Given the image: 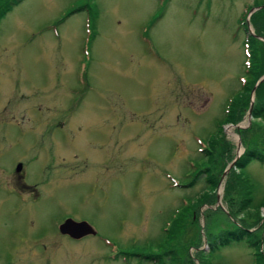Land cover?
Returning a JSON list of instances; mask_svg holds the SVG:
<instances>
[{
	"label": "rangeland",
	"instance_id": "374dc122",
	"mask_svg": "<svg viewBox=\"0 0 264 264\" xmlns=\"http://www.w3.org/2000/svg\"><path fill=\"white\" fill-rule=\"evenodd\" d=\"M250 2L23 0L2 19L0 118H28L38 136L46 135L51 151L45 161L50 162L48 187L37 205L3 203L0 197V264L13 257L14 264H156L115 257L132 242L159 239L182 198L195 202L205 194L214 197L198 206V233H185L189 215L173 230L164 250L185 246L187 252L177 251L172 261L199 264L202 257L206 264H264V163L234 167L245 149L243 135L257 130L260 140L264 119L254 117L252 109L249 117L248 106L239 122L223 126L213 144L218 152L229 147L224 170L220 160L212 167L205 160L214 170L213 189L205 175L178 187L202 163L200 150L240 92L245 29H255L243 17ZM82 6L91 10L60 22ZM257 25L264 29V23ZM253 36L263 54L264 36ZM249 96L255 102V91ZM31 129L0 121L2 167L36 155L27 148L37 142ZM105 154L107 162L100 161ZM28 176L35 180L31 171ZM238 178L250 198L242 213L240 204L230 207L238 187L229 182ZM0 184L10 187L11 180L0 173ZM255 216L262 226L247 228L259 239L260 251L243 240L211 252L215 237L240 227L243 219L254 222ZM64 217L87 221L97 235L79 242L61 237L56 225ZM42 230L45 236L37 238Z\"/></svg>",
	"mask_w": 264,
	"mask_h": 264
},
{
	"label": "trees",
	"instance_id": "16d2710c",
	"mask_svg": "<svg viewBox=\"0 0 264 264\" xmlns=\"http://www.w3.org/2000/svg\"><path fill=\"white\" fill-rule=\"evenodd\" d=\"M23 0H0V23L2 19L19 3H21ZM89 2H92V0H89ZM88 9L91 10L90 7H83L76 9L69 14L65 15L64 18L60 21H64L68 16L82 10V9ZM244 13L243 17L245 18ZM250 22L255 23L254 26V33L258 36H264V33L262 32L264 29L258 27V23L261 25L264 23V8L257 11L255 14L250 16ZM263 27V25H262ZM262 30V31H261ZM257 44H259V41L254 38L253 36H248L245 40V53H246V64H245V70H244V78L242 82L240 83V92L235 97L232 98L226 108L223 118L216 123V135L212 136L209 141L206 148H203L200 150L202 157V163L194 169V173L190 181L187 182V184L183 187L178 185V187L187 188L189 186H192L195 181L199 179L202 175H205V182L211 189L215 186L216 179L213 177L214 170L211 168H208V166L205 165V160H209L210 166L217 165L219 163L222 164V170L225 167V161L224 157L228 156L230 151L229 147H224V149H221L220 152L217 151V148L214 146V142L218 141L217 138L220 136L223 126L227 123H237L242 119V114L244 110L250 105V92L252 91L255 83L257 80L264 75V53H258V47ZM260 46L262 50H264V42H260ZM249 108V107H248ZM252 115L254 117H259L264 119V81L261 82L256 90H255V102H253V108H252ZM244 133H247L245 131ZM260 132L255 130V133L253 135H243V140L245 142V149L240 156V158L234 163V167H237L239 169H245L252 161H258L260 163H264V134L260 137V140H258ZM245 136V137H244ZM228 146V145H226ZM232 167V169L234 168ZM215 168V167H214ZM231 170V169H230ZM230 186H233V183L237 185V189H234V193L237 196L236 200L234 199L230 200L231 208L233 206H238V211H241V213L244 210L246 201H250L249 197H245V194L243 195L241 187L242 181L238 178L235 179V181L229 182ZM229 186V188H230ZM230 191V189L226 188V192ZM214 195L205 194L202 197H199L195 202L191 201L189 198H182L181 200L184 201L183 203H180V205L176 208V210L170 215L168 220L164 223L162 230H161V237L156 240H144L141 243L140 242H132L131 245H128V247L124 251H119L121 249L120 247H116V250L118 254L115 258L118 257H131V258H138L142 259L148 262H153L156 264H163L164 262L171 260V264H183L180 259L177 261H172L174 258L177 257V251L181 253V255H186L187 249L185 246H183L180 250H173L166 251L164 250L165 247L172 241L171 235L173 233L174 228L179 226V224L183 223V220L185 216L189 215L185 223V233L189 234L190 230L194 231L195 234L198 233V214L197 209L200 204L208 203L213 200ZM249 198V199H248ZM248 199V200H247ZM238 204V205H237ZM237 210V209H236ZM237 212V211H235ZM234 212V213H235ZM188 213V214H187ZM234 214H231L233 216ZM195 219H194V218ZM248 217L253 218L254 216L248 215ZM248 219L241 220V226L240 227H234L231 229H228L227 231H224L221 236L215 237L213 242L210 243L211 252H217L221 249H224L226 247L231 246L232 244L239 243L241 241H246L247 245L250 248H253L257 251H260L259 249V239L256 238L255 233L248 232L249 226L255 225V226H262V221L259 217L255 216L253 219L254 222L251 221L249 223ZM264 226V225H263ZM184 234V236H186ZM156 249V250H154ZM163 249V250H162ZM162 250V251H161ZM171 258V259H170ZM181 258V257H180ZM185 256V261H186ZM199 264H206V262L202 259V257L199 258ZM185 264H188L187 262Z\"/></svg>",
	"mask_w": 264,
	"mask_h": 264
},
{
	"label": "flooded vegetation",
	"instance_id": "af4514ba",
	"mask_svg": "<svg viewBox=\"0 0 264 264\" xmlns=\"http://www.w3.org/2000/svg\"><path fill=\"white\" fill-rule=\"evenodd\" d=\"M224 1V0H222ZM227 3L228 2H235L238 0H225ZM251 2L247 4V6L244 8V12H248L251 9L259 8L256 11H259L264 8V0H250ZM171 0H162V3H170ZM255 11V12H256ZM247 34V32H246ZM26 118H24L23 115H10L7 118H0V121L3 123L9 124H17L18 127L20 128L21 125H29V130L32 128L30 127V122L29 119L27 118L28 121H25ZM61 127L60 129H63V125H58ZM65 128V127H64ZM54 129V128H53ZM55 130V129H54ZM67 132H70L71 130L66 129ZM32 133L34 136H36V140L32 141L33 143L27 146V148L30 150V152H35L36 155L33 156V158H26V160L22 159H16L15 161L11 162L9 167H2L0 165V173L4 175L5 177H9L11 180V186L10 187H4L3 185L0 184V197L3 196L5 200H10V201H21L25 203H29V205H37V202H39L44 194L42 193V188L46 187L48 185V180H49V168H50V162H45L47 159L49 160L50 156V145L47 144L45 145V139L43 136H46L45 134L38 136L37 132L35 130H32ZM51 133V132H50ZM53 133L49 135V137L52 138ZM3 136H0V143L3 140ZM3 147V146H2ZM4 154V150L0 148V160L1 156ZM44 158V162L41 163V159ZM103 158L106 159L107 162V155L99 156L98 159L101 161ZM29 169V170H28ZM28 171H31V177L33 178V174L35 177V180L32 182H29V176H28ZM28 176V177H27ZM48 187V186H47ZM46 187V188H47ZM12 199V200H11ZM16 205V204H15ZM16 209V208H15ZM3 210V204L0 206V212ZM8 211V210H7ZM11 215L15 214V210H11ZM66 218L69 217H64L61 221L58 222L57 226L63 222ZM74 220V219H73ZM75 221H83V219L80 220H75ZM85 221V220H84ZM0 222H2L0 220ZM7 224V220H6ZM3 226V225H2ZM1 228V227H0ZM45 233L44 230H42V234L38 236L37 238L44 237ZM61 237L66 238L69 241L73 242H79L82 239L78 241L71 240L68 236L65 235H60ZM96 236V235H95ZM15 258H11L10 261H7V264H14Z\"/></svg>",
	"mask_w": 264,
	"mask_h": 264
},
{
	"label": "water",
	"instance_id": "95a60500",
	"mask_svg": "<svg viewBox=\"0 0 264 264\" xmlns=\"http://www.w3.org/2000/svg\"><path fill=\"white\" fill-rule=\"evenodd\" d=\"M260 8V7H259ZM257 8V9H259ZM255 9H252L249 14H251ZM264 81V76H262L256 85L253 87L252 93L255 91L257 85ZM253 105V100L250 101L248 116L250 117L251 109ZM239 128V126H237ZM232 166V165H230ZM58 231L61 235H66L73 240H79L84 236L91 235L95 236L96 231L87 221H75L71 218L65 219L59 226Z\"/></svg>",
	"mask_w": 264,
	"mask_h": 264
}]
</instances>
